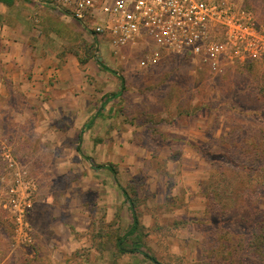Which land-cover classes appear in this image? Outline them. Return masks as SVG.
<instances>
[{
    "label": "rangeland",
    "instance_id": "obj_1",
    "mask_svg": "<svg viewBox=\"0 0 264 264\" xmlns=\"http://www.w3.org/2000/svg\"><path fill=\"white\" fill-rule=\"evenodd\" d=\"M227 1L264 36V0ZM139 58L0 2V264H264V61Z\"/></svg>",
    "mask_w": 264,
    "mask_h": 264
},
{
    "label": "built area",
    "instance_id": "obj_2",
    "mask_svg": "<svg viewBox=\"0 0 264 264\" xmlns=\"http://www.w3.org/2000/svg\"><path fill=\"white\" fill-rule=\"evenodd\" d=\"M72 18L115 56H141V69L168 56L209 74L264 61V36L227 0H25Z\"/></svg>",
    "mask_w": 264,
    "mask_h": 264
},
{
    "label": "trees",
    "instance_id": "obj_3",
    "mask_svg": "<svg viewBox=\"0 0 264 264\" xmlns=\"http://www.w3.org/2000/svg\"><path fill=\"white\" fill-rule=\"evenodd\" d=\"M0 2H4V0H0ZM97 64H98V67L101 70L116 75V72H114L113 70H111L108 67L104 66L102 63L97 62ZM251 64H252V62H249V63H247L245 65H238V66H239V68H245L247 66H250ZM121 82H122V89H124V86H125L124 79L121 78ZM253 140H256V138L254 137ZM263 145H264V143H263ZM254 150L260 152V150H258L257 147L254 148ZM96 169L97 170L108 169L111 173L116 174V171H115V169H114L113 166H108V167L99 166ZM262 171L264 173V168L262 169ZM124 194L126 195L127 199H129L127 192L124 191ZM130 208H131V212H132V216H133V224H132V226L130 228V231H129L128 235L133 237V236H135L138 233V231H139V229L141 227L140 226L141 224H140V220H139V217H138V214H137L135 205L131 202V200H130ZM119 248H120V250L124 251V249L122 248V245L121 244L119 245ZM132 252L133 253H140L145 259L149 260L153 264H162L155 257L149 255L147 252H145L143 250H133Z\"/></svg>",
    "mask_w": 264,
    "mask_h": 264
},
{
    "label": "crops",
    "instance_id": "obj_4",
    "mask_svg": "<svg viewBox=\"0 0 264 264\" xmlns=\"http://www.w3.org/2000/svg\"><path fill=\"white\" fill-rule=\"evenodd\" d=\"M71 20H73V19L71 18ZM74 23H75V22H74ZM199 120H202V119H199ZM198 132H199L200 135H201V134H204V133H205V130H204V132H202V131H198ZM186 144H187V143H186ZM188 147H189V149H192V150H197V149H198L197 147H194V146L192 147V146L189 145V144H188ZM185 151H186V150H185ZM187 156H188V155H187ZM184 157H185V156H184ZM182 158H183V157H182ZM183 159H184V158H183ZM179 162H183V163H185L184 160H182V161L179 160Z\"/></svg>",
    "mask_w": 264,
    "mask_h": 264
}]
</instances>
